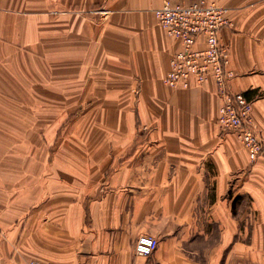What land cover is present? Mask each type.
I'll return each mask as SVG.
<instances>
[{"label":"crops","instance_id":"crops-1","mask_svg":"<svg viewBox=\"0 0 264 264\" xmlns=\"http://www.w3.org/2000/svg\"><path fill=\"white\" fill-rule=\"evenodd\" d=\"M195 1L0 0V264H264V149L219 129L212 81L163 82L154 11ZM208 1L264 146V0Z\"/></svg>","mask_w":264,"mask_h":264},{"label":"built area","instance_id":"built-area-1","mask_svg":"<svg viewBox=\"0 0 264 264\" xmlns=\"http://www.w3.org/2000/svg\"><path fill=\"white\" fill-rule=\"evenodd\" d=\"M154 14L159 26L179 46L169 61L164 84L169 88L189 89L212 81L221 100L217 116L219 129L233 133L249 159L257 160L264 146L253 126L252 102L243 93L228 89V80L233 76L227 69L229 50L219 39L220 31L231 26L227 9L208 0L187 5L165 2ZM158 244L155 237L141 235L134 252L137 256L149 257Z\"/></svg>","mask_w":264,"mask_h":264},{"label":"rangeland","instance_id":"rangeland-1","mask_svg":"<svg viewBox=\"0 0 264 264\" xmlns=\"http://www.w3.org/2000/svg\"><path fill=\"white\" fill-rule=\"evenodd\" d=\"M249 210L251 211V213H253L252 211H253V209H252V206L250 205V207H249ZM250 224H251V226H252V221L250 222Z\"/></svg>","mask_w":264,"mask_h":264}]
</instances>
